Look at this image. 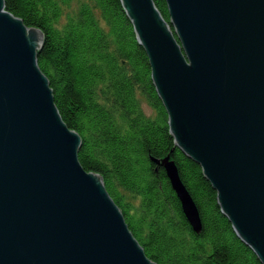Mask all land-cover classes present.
<instances>
[{
  "label": "water",
  "instance_id": "obj_1",
  "mask_svg": "<svg viewBox=\"0 0 264 264\" xmlns=\"http://www.w3.org/2000/svg\"><path fill=\"white\" fill-rule=\"evenodd\" d=\"M121 0L176 145L202 168L238 236L264 263V0ZM43 32L0 0V264H157L104 178L82 166L38 55ZM163 165L200 234L199 208Z\"/></svg>",
  "mask_w": 264,
  "mask_h": 264
},
{
  "label": "trees",
  "instance_id": "obj_2",
  "mask_svg": "<svg viewBox=\"0 0 264 264\" xmlns=\"http://www.w3.org/2000/svg\"><path fill=\"white\" fill-rule=\"evenodd\" d=\"M170 24L166 0H154ZM40 29L38 60L65 123L83 145L82 166L100 174L157 264H264L223 213L203 168L175 143L146 50L121 0H6ZM153 110L149 115L143 107ZM171 156L203 222L196 233L164 167Z\"/></svg>",
  "mask_w": 264,
  "mask_h": 264
},
{
  "label": "rangeland",
  "instance_id": "obj_3",
  "mask_svg": "<svg viewBox=\"0 0 264 264\" xmlns=\"http://www.w3.org/2000/svg\"><path fill=\"white\" fill-rule=\"evenodd\" d=\"M143 107H144L145 111L147 112V114H149V115L153 114V110L147 102L143 103Z\"/></svg>",
  "mask_w": 264,
  "mask_h": 264
},
{
  "label": "bare ground",
  "instance_id": "obj_4",
  "mask_svg": "<svg viewBox=\"0 0 264 264\" xmlns=\"http://www.w3.org/2000/svg\"><path fill=\"white\" fill-rule=\"evenodd\" d=\"M173 160V159H172ZM160 166H162V167H164L163 165H160ZM165 168V167H164ZM165 170H166V168H165ZM167 171V170H166Z\"/></svg>",
  "mask_w": 264,
  "mask_h": 264
}]
</instances>
